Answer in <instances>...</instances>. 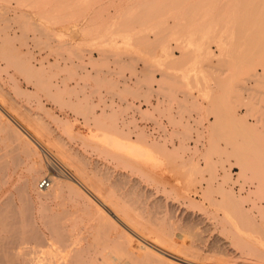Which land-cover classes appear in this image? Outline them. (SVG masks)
Segmentation results:
<instances>
[{
  "label": "rangeland",
  "instance_id": "obj_1",
  "mask_svg": "<svg viewBox=\"0 0 264 264\" xmlns=\"http://www.w3.org/2000/svg\"><path fill=\"white\" fill-rule=\"evenodd\" d=\"M259 8L0 0V264H93L109 232L156 240L179 257L169 263L264 264Z\"/></svg>",
  "mask_w": 264,
  "mask_h": 264
},
{
  "label": "bare ground",
  "instance_id": "obj_2",
  "mask_svg": "<svg viewBox=\"0 0 264 264\" xmlns=\"http://www.w3.org/2000/svg\"><path fill=\"white\" fill-rule=\"evenodd\" d=\"M250 4H251V11L249 12L250 13V15L251 16H254V13L252 12V9H254L255 11H258V9H260L259 8V6H261V10H264V6H263V4H264V0H250ZM262 6H263V8H262ZM244 7H246V6H244ZM256 7H257V9H256ZM246 10H247V8H246ZM260 16H262L261 15V13H258L257 14V17H260ZM253 19H256L255 17L253 18ZM249 21V20H248ZM251 22V21H250ZM250 22H249V24H250ZM237 31V30H236ZM4 114H0V124H2V127H3V125H5L6 127H7V125H8V127L10 128V124H8V123H10L9 121L10 120H5L4 118V116H3ZM12 116V115H11ZM4 117V118H3ZM8 118V117H7ZM9 119V118H8ZM2 127H1V129H2ZM5 128V127H4ZM3 128V129H4ZM12 128H14V127H12ZM11 128V129H12ZM2 129V130H3ZM6 129V128H5ZM15 129V128H14ZM27 129V128H26ZM8 130V129H7ZM10 130V129H9ZM5 131V130H4ZM16 132H17V137H16V140H18V139H21L22 138V134L20 133V131L18 130V129H16ZM103 140H104V142L105 143H107L108 145H113V146H115L116 148H118V149H120V150H122V151H126V152H128V153H130L131 155H133L134 157H138V158H146V159H149V157H148V155H147V152L145 151V150H143V149H140V148H138V146H136V145H134V144H130V143H124V142H120V141H118V140H114V139H112V138H109L108 136H106V135H104L103 137ZM37 140V142H39V143H41L38 139H36ZM42 144V143H41ZM5 154V155H4ZM3 155H4V157H10V155H9V153H4ZM1 157V156H0ZM1 159V158H0ZM13 167V166H12ZM6 182V181H5ZM83 182V181H82ZM79 184L88 192V193H90L91 195H93V193H92V190H90L87 186H86V184H83V183H81V181H79ZM95 197V196H94ZM96 198H98V197H96ZM2 202V201H1ZM84 202V204H86L87 205V201L86 200H84L83 201ZM104 202V201H103ZM101 204V206L103 207L104 205L102 204V202H100ZM86 205H84L85 206V209L88 207L89 209H90V207L89 206H91V205H89V203H88V205L89 206H87L86 207ZM16 206V205H15ZM87 208V209H88ZM84 209V210H85ZM89 209H88V211H89ZM51 211V210H50ZM84 212H86V210L84 211ZM5 214V213H4ZM89 216L88 217H90V221L92 222V221H100L99 222V224H101L102 222L104 223L105 221H106V217L103 215V213H101V212H96V213H90V214H88ZM73 217H75V216H73ZM75 219V218H74ZM81 219V218H80ZM82 220V219H81ZM72 221V220H71ZM83 221V220H82ZM55 222V221H54ZM106 222H108V221H106ZM73 223V222H72ZM76 223V222H75ZM78 223V222H77ZM82 223V222H81ZM109 223V222H108ZM79 224V223H78ZM105 225H106V223H105ZM113 225H115V223L113 224ZM100 226V225H99ZM98 226V227H99ZM103 226V225H102ZM101 226V227H102ZM106 227V226H105ZM100 228V227H99ZM102 228H104V227H102ZM111 228V227H110ZM116 227H114V229H115ZM56 231H58V228H57V225H56ZM98 232H99V230H97ZM110 231V230H109ZM91 232V231H90ZM126 232V231H125ZM59 233V232H58ZM106 233H107V231H106ZM61 234H62V230H61ZM109 234V236H107V235H105V238H104V240L105 239H107V242H109V244H107L106 242V244L107 245H103L102 246V248H100L99 249V247H98V245H97V248L99 249L97 252H96V255H98L97 257H96V259H94L93 260V258H92V260H90L91 261V263H93V264H99L98 263V261L100 262V264H118L117 262H119V260L121 259L120 258V255L118 254V256H119V258L115 255L116 253H119V251L120 252H122V254L121 255H126L128 258H130L133 262H135L136 264H175V262H173V263H169V262H166V261H168L170 258H171V260H175L176 259V261L177 260H179V257L176 255V254H174V252H172V251H170L168 248H166L165 246H163V245H160L158 242H156V240L154 241H149V240H144V238L143 237H141V236H138L136 233V236L140 239L139 241H141V243L142 244H140V242L138 243V241H133L132 240V238L129 236L128 237V235L127 234H124V235H122L123 233H120V236L119 235H117V236H115V238H116V240H115V238H114V240L113 239H110V236H111V234H110V232L108 233ZM154 236V235H153ZM118 237V238H117ZM171 237V236H170ZM28 238V237H27ZM72 238H73V236L72 235H69L68 234V238L66 237V236H64L63 238L62 237H59V241H69V240H72ZM99 238H101V234H100V236H99ZM99 238H98V241H99ZM112 238V237H111ZM153 238V237H152ZM154 239H155V237H154ZM192 239V238H191ZM84 240V239H83ZM160 240V239H159ZM58 241V242H59ZM94 241L96 242V240L94 239ZM101 241V240H100ZM100 241H99V244H100ZM43 242V241H42ZM102 242V241H101ZM148 242H150V243H148ZM39 243V242H38ZM60 243V242H59ZM59 243H57V244H59ZM62 245H63V243H61ZM74 244H75V242H74ZM97 244H98V242H97ZM161 244H163V243H161ZM45 245V244H44ZM26 246V245H25ZM61 246V245H60ZM65 246V245H64ZM111 246L115 249H113V250H111ZM43 247H45V246H43ZM48 247V246H47ZM47 247H46V249H47ZM41 248H42V246H41ZM58 248V247H57ZM80 248V247H79ZM152 248H155V249H159V251L158 252H161L162 254H164L163 256L161 255H157L158 254V252H155V253H157L156 254V256L157 257H161L160 259H158V258H156V256H155V253H153L152 251H154V250H151ZM43 249V248H42ZM51 249V248H50ZM76 249V248H75ZM82 249V248H81ZM92 249V248H91ZM93 249H94V247H93ZM107 249H109V251H107ZM36 250V249H35ZM40 250V249H39ZM78 251V249H76V252ZM118 251V252H117ZM44 252V251H43ZM62 252H64V251H62ZM76 252H75V254H76ZM105 252V253H104ZM116 252V253H115ZM70 253V252H69ZM78 253H79V255H80V251H78ZM89 253H90V251H89ZM67 254H68V251H67ZM72 254H73V252H72ZM43 254L41 253V256H42ZM92 255V254H91ZM82 256V255H81ZM100 256V257H99ZM165 256L166 257H168V258H165ZM34 257V256H33ZM37 257V256H36ZM54 257V256H53ZM83 257V256H82ZM81 257V258H82ZM122 257V256H121ZM26 258V257H25ZM55 258V257H54ZM88 258V257H87ZM35 259V258H34ZM62 259H63V256H62ZM162 259V260H161ZM165 259V260H164ZM168 259V260H167ZM36 260H37V258H36ZM55 260V259H54ZM171 260H170V262H171ZM35 261V260H34ZM38 262V261H37ZM50 262V261H49ZM48 262V263H49ZM34 263V262H33ZM39 264H40V262H38ZM37 263V264H38ZM44 263V262H43ZM86 263V262H85ZM54 264V263H53ZM133 264V263H132Z\"/></svg>",
  "mask_w": 264,
  "mask_h": 264
},
{
  "label": "built area",
  "instance_id": "obj_3",
  "mask_svg": "<svg viewBox=\"0 0 264 264\" xmlns=\"http://www.w3.org/2000/svg\"><path fill=\"white\" fill-rule=\"evenodd\" d=\"M52 181L50 179H41L37 183V189L39 190H48L51 188Z\"/></svg>",
  "mask_w": 264,
  "mask_h": 264
}]
</instances>
